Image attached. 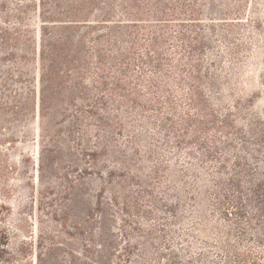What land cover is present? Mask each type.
I'll use <instances>...</instances> for the list:
<instances>
[{
    "label": "trees",
    "instance_id": "16d2710c",
    "mask_svg": "<svg viewBox=\"0 0 264 264\" xmlns=\"http://www.w3.org/2000/svg\"><path fill=\"white\" fill-rule=\"evenodd\" d=\"M202 1L0 0V129L37 107L38 179L58 178L38 192L49 225L23 261L0 226V264H152L165 256L140 220L181 196L227 225L224 264H264V114L242 97L220 111L219 21ZM87 177L102 183L93 201ZM154 179L175 199L158 203Z\"/></svg>",
    "mask_w": 264,
    "mask_h": 264
},
{
    "label": "rangeland",
    "instance_id": "374dc122",
    "mask_svg": "<svg viewBox=\"0 0 264 264\" xmlns=\"http://www.w3.org/2000/svg\"><path fill=\"white\" fill-rule=\"evenodd\" d=\"M198 1L202 7L203 1ZM210 1L211 17L219 21L217 34L210 35L212 54L219 61L216 64L219 65V85L223 87L219 109L222 112L227 110L233 100L242 97L247 113L264 114V0ZM34 66L29 65L31 76L35 74ZM55 118L59 119V115ZM41 122L43 124L45 119L39 117L36 107L35 111L30 109L25 118L14 120L6 124L8 128L0 129V226L8 229V248L18 261H23L30 253L21 252L22 241L32 244L35 237L49 225V216L45 214L47 208L41 203L38 192L46 194L47 181L56 185L55 181H58V178H52L53 175L48 178V174H44L40 181L38 179L37 142L38 124ZM5 137H12L13 142H3ZM167 150L160 148L158 154L166 158ZM147 165L151 166L150 163ZM61 171L58 170V173ZM184 177L189 187L186 192L197 189L191 175L186 173ZM85 182L89 188L87 197L93 201V195L102 183L97 177H87ZM158 185L157 179L151 182L152 196H156L158 203L175 199L174 192L167 188L156 189ZM50 196L46 194V197ZM193 200L181 196L175 211H165L159 207L160 210L151 218L140 220L145 227L151 228V242L156 247L154 252L159 251L165 256L152 264H168L170 258L176 260V264L225 263L226 253L217 246L225 240L221 231L227 225L219 213L210 207L206 208L201 218V214L195 213ZM201 226L206 227L208 235L195 232ZM161 227L165 232L158 231ZM164 238L166 241H163ZM163 246L167 248L163 249ZM26 260V263H35L33 255Z\"/></svg>",
    "mask_w": 264,
    "mask_h": 264
}]
</instances>
